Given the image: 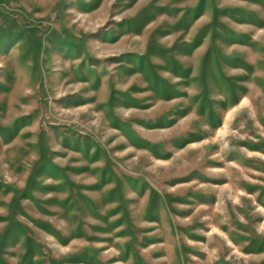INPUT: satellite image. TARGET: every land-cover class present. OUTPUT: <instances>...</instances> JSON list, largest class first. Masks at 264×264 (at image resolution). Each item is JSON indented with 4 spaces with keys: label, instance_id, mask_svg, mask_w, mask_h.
<instances>
[{
    "label": "rangeland",
    "instance_id": "374dc122",
    "mask_svg": "<svg viewBox=\"0 0 264 264\" xmlns=\"http://www.w3.org/2000/svg\"><path fill=\"white\" fill-rule=\"evenodd\" d=\"M0 264H264V0H0Z\"/></svg>",
    "mask_w": 264,
    "mask_h": 264
}]
</instances>
